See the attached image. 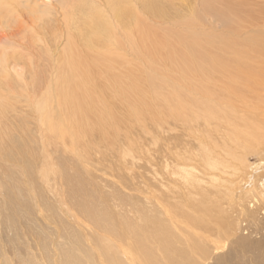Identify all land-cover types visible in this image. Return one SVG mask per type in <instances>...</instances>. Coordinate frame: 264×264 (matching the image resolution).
Here are the masks:
<instances>
[{
    "label": "rangeland",
    "instance_id": "rangeland-1",
    "mask_svg": "<svg viewBox=\"0 0 264 264\" xmlns=\"http://www.w3.org/2000/svg\"><path fill=\"white\" fill-rule=\"evenodd\" d=\"M63 1L15 0L19 11L12 5L0 6L1 14L13 10L16 15L10 16V24L4 20L0 25V264H264V229L259 238L245 235L246 222L235 224L237 208L228 204V196L215 198L214 189L202 182L201 190L207 195L201 194L209 198L205 212L190 213L191 218L199 220V229L191 232L192 219L179 218L180 223L171 228L167 250L153 249V243L147 241L152 227L148 222L154 217L156 200L163 205L167 201L171 208L180 203V211L186 209L188 202L181 201L189 193L187 179H181L182 174L175 175L180 184L171 175L172 152L181 158L189 149L195 156L191 162L198 160L199 146L190 134L197 135L188 130L185 120L175 124L166 117V107L188 108L187 100L199 97L198 79L190 75L192 63L188 62L185 42L189 36L210 37L211 32L229 42V48L222 52L205 47L208 57H229L222 69L230 73L233 83L230 87L229 78L223 79L217 64L207 66L210 73L216 72L207 83L208 103L214 109L226 107L228 111L250 107V114H260L263 109L260 116L264 119V54L257 57L253 52L250 62L246 61V65L251 64L250 71L259 70L262 78L250 100L246 98L249 89L243 80L236 78L235 82L233 75L238 76V70L234 59L229 61L240 43L249 37L264 36V0H233L236 7L242 6V21L234 19L232 23L231 18H225L231 11H226L216 30L211 29L209 22L191 23L192 19L202 18L201 0H163L157 14L146 13L140 5L138 15L145 35L139 51L134 53L136 57L130 58L126 51L124 55L118 53L117 63L87 60V67L93 70L87 81L92 87L89 91L95 96L106 89L104 96L109 107L97 103L79 116L69 115L67 107H74L73 104L59 102L66 76L63 72L67 71L62 56L69 48L67 31L61 30L60 38L51 37L49 43L36 39L35 54L40 56H30L25 51L26 43L14 45L5 38L21 23L20 10L27 15L31 5L40 4L39 10L52 12L51 18L57 21L60 18L54 12L64 7ZM166 7L168 10L162 9ZM224 10L221 7L219 11ZM193 11L197 17L192 18ZM228 19L232 24L226 25ZM23 27L27 28L25 24ZM23 30L15 40L25 36L24 41L34 34ZM72 51L80 59L86 55L75 48ZM8 53H14L13 59L6 56ZM2 63L7 66L4 72ZM109 65V69L96 72ZM38 107H46L47 117H42ZM261 155L264 151L245 156L250 172L260 163ZM164 169L173 171L168 176ZM262 176L255 178L256 190L261 189ZM246 178L240 179L237 187H246ZM163 192L173 196H169L171 201ZM158 193L165 196V201ZM189 197H194L196 203L200 199ZM234 199L238 204L239 199ZM261 200L264 203V198ZM174 208L178 206L173 205ZM162 219L167 227L166 218ZM95 224L103 225V231ZM232 225L239 226L240 231L230 237L228 230ZM105 227L114 229L113 233H104ZM197 231H202L201 238L194 235ZM143 234L148 237L145 245L151 249L150 256L140 252L137 244Z\"/></svg>",
    "mask_w": 264,
    "mask_h": 264
},
{
    "label": "bare ground",
    "instance_id": "bare-ground-1",
    "mask_svg": "<svg viewBox=\"0 0 264 264\" xmlns=\"http://www.w3.org/2000/svg\"><path fill=\"white\" fill-rule=\"evenodd\" d=\"M162 1L163 0H64L62 2L64 7L54 12V14L57 15L56 17L60 18V20L57 21H53L51 18L52 12H42L39 10L41 8L40 4H33L30 7L31 11L27 12V15L23 14V11L20 10L21 16H19V18L21 17L22 20L18 22L21 23H17L14 28L12 27L13 29H11V32L9 33L10 35L7 34L4 36L9 41L13 42L14 45H20V42H24L23 44L26 43L28 48L25 51L30 56H40L41 54H35V47L38 46L34 44L36 39L37 41L38 39L43 41V43H49L51 42V37L54 38L56 36L57 38L58 34L62 35L63 32H61V30L67 31L68 38L66 39L69 48L62 55L67 71L63 72V75L66 76L64 82H62L63 89L59 92L62 99L59 102L62 105L73 104L74 107H67V111L70 116H79L87 111L89 112L92 107H96L97 103H102L104 107H109L108 101L106 102L104 96V91L106 89L95 96L89 91L92 87L87 81H90V74H92L93 70L87 67V60L90 59L92 63L105 61L117 63L116 58L118 53L124 55L126 51L129 52L130 58L136 57L134 53L139 51L141 39L143 38V35H145L142 21H140V16L138 15L139 6L141 5L146 13L157 14L161 12ZM165 1L172 2L175 0ZM201 2L202 4L199 10V15H201L202 18H199L200 20L198 18L191 20V23H195V25L209 22L212 26L211 29L216 30L219 25L218 22H221L220 20L223 21V14L227 13L226 11H231V14L227 13L225 18H231L230 20H232V23L234 19L237 22H239L238 20L242 21L241 18L243 17V14L240 12L241 10L239 11L242 6L236 7V5L232 3L235 2L233 0H201ZM15 4V0H0V6L12 5L13 9L19 11L15 8ZM204 6L207 8V11L202 10ZM221 7L225 10L219 11ZM162 9L168 10V7ZM189 11H191V9ZM12 12L13 10H9V13H7L8 17L5 13L1 14L0 8V25L4 24V20L7 21V24L11 23L12 20H10V16L13 18L16 17ZM24 15L27 17V21L24 23L27 26L25 30H32L34 37L31 36L25 38L26 40L24 39L23 41L22 39L25 36L22 35L23 38L21 40H15L16 38L14 39V37L18 34L20 35L19 31L25 28L23 27V22L25 21ZM191 16L192 18L197 17L198 14L195 15L193 11ZM247 18L250 19V13ZM230 20L228 19L227 23L228 21L230 22ZM56 22L57 26L55 25ZM227 23L226 25L232 24L231 22ZM212 34H214V32L210 33V37L205 35H199L197 37L189 36V41L185 42V46L189 51L188 57L190 59H188V62L191 60L192 63L190 75L192 78L196 77L198 79V99L195 100L190 98L187 100L189 109L187 107H184L185 109L183 107H166V117L168 122L171 121L177 124L182 123V121L185 120L189 127L188 130L198 136L190 134L199 146V149L196 151L198 160L191 162L195 156L189 149H187V151L185 150L186 152L183 153L181 158L177 156V153L172 152V157L170 158L173 159L174 167L172 166L171 168L174 169V171L171 169L173 171L172 173V171L168 169V172H171V174L165 169L164 170L168 176L169 174L173 175V178H176L178 174H182V177H180V175L179 177L181 179H187L185 180L186 182L184 180L182 181L186 183L189 193H187L186 198L183 197L184 199H181V201L188 202L186 203V209L183 211H180V209H182L180 203L173 204L172 202L171 204L178 206V209H172L173 205L172 208L169 207L165 199L169 198L168 201H171L170 198L173 196L170 194L169 196L172 197H169L163 192L166 196L164 199L165 196L163 195V197H161V193H158L161 199L166 203L163 205L162 202L156 200L154 217L148 222L150 227L152 226L150 231L148 229L149 238L147 237V239L143 234L142 240L137 242L138 247L140 246V252L143 251L142 253L148 256H150L151 249L146 247L145 240L147 239L148 242L150 241L153 243V245L150 244L153 246V249L162 247L163 251L167 250L166 246L172 237L171 228L180 223L179 218L192 219L191 225L189 226L191 232L195 231V229H199V220L197 221L191 218L190 213L194 214V211L197 213L205 212L206 201L208 202L209 198L208 196L201 194H206L207 192H202L201 182L202 185L207 184L208 187L210 186L214 189L212 194L214 193L215 198H220L222 195L228 196V200H226L228 204L230 205L232 203L237 208L234 209L235 224L246 222L244 227H247L246 229L248 232L245 235L249 234L250 238H259L262 234V229H264V203H262L261 200L264 198V174L262 176L264 171V155L260 156V163L255 166V169H251V172L249 171L250 165L246 163L247 161L245 159V156L247 155L254 154L257 151L258 153L264 151V119L261 117L263 109L260 110V114L257 112L253 113L252 111L250 114V107H244L245 109H243V107H234L230 109V111H228L226 107L225 110L210 107L208 103L209 96L207 83L216 73H210L211 71L209 68L213 67V64H217L218 69L221 68L222 71L220 73H222L223 79L229 78L228 83L230 87L233 86L232 79L229 77L230 73L222 69V63L228 60L229 57L227 59L208 57L209 55L205 48L206 46H211L214 47L215 50L222 52L229 48V42L220 40V37H216ZM29 35L30 34H27V36ZM263 40L264 36L260 38L257 36L251 39L249 37L246 41L240 43V48H237L232 52L233 55L229 60L231 61L234 59V65L238 70V76L233 75L234 79L238 78L243 80L242 84H245L249 89V96H246L249 100L251 95H255V90L258 88L257 82H260L261 84L262 78H259V70L256 71L252 68L250 71L251 64L246 65V61L250 62V56L253 52L255 53L253 55H257V57L264 54ZM74 48L75 51L86 53L84 59L75 57V54L72 51ZM195 49L198 50V52H196ZM231 50L232 49L230 48V52ZM13 54L14 53H8L6 56L13 59ZM18 58L20 59V57ZM207 66H209V68ZM1 67L2 72H4L6 69L5 67L7 66L2 63ZM110 67L111 65L98 69L96 72L109 69ZM257 67H259L258 64ZM242 76L243 78H240ZM238 79H236L235 82ZM122 95L125 94L122 93ZM191 107H198L197 111H192ZM38 109L42 117H47L48 112L46 107H38ZM189 112H193L194 115H191ZM158 113L160 115V112ZM157 119L159 120V118ZM167 160L169 159L167 158ZM165 164H167L166 161ZM158 170H161V168ZM259 176H262L259 180L261 189L256 190L254 187L255 178H259ZM244 178L248 180V182L246 181V187H237L239 180ZM162 182L164 181H161V183ZM184 182L182 185L185 186ZM164 183L166 184V182ZM168 186L170 185L168 184ZM179 187L181 188L183 186ZM169 189L170 188L168 187L167 190ZM185 189L186 188L183 187L184 191ZM239 190H242L243 192L239 194ZM190 195L196 197L202 195V197H199L200 199L198 203H196L197 200H195L194 197L190 198ZM235 196L239 199L237 202L238 204L235 202ZM154 199H152V201ZM142 215L144 217V214ZM163 217L167 220V227L165 221L162 219ZM140 220H142V217ZM142 221L147 222L146 219H143ZM95 226L98 230L103 231L101 229L103 225L95 224ZM236 227H233L232 225L230 230H228L230 237L234 236V234H236L235 232L240 231L239 226ZM109 229L110 227H108V229L105 227L104 233L108 231L113 233L114 229ZM197 232L198 234L195 233L194 235L199 238L202 231ZM204 235L205 234H202V236Z\"/></svg>",
    "mask_w": 264,
    "mask_h": 264
}]
</instances>
